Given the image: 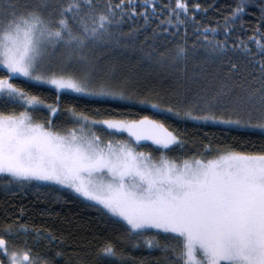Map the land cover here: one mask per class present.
I'll list each match as a JSON object with an SVG mask.
<instances>
[{"label":"snow or ice","instance_id":"1","mask_svg":"<svg viewBox=\"0 0 264 264\" xmlns=\"http://www.w3.org/2000/svg\"><path fill=\"white\" fill-rule=\"evenodd\" d=\"M252 6L240 0L213 27L198 21L208 12L199 0H0V178L8 189L55 186L100 214L112 235L76 264H148L126 249L159 253L156 264H264V144L236 150L209 141L186 154L187 138L166 123L264 135V0L255 5L260 22L249 43L232 40ZM137 17L145 28L156 23L154 37L175 43L147 53L157 64L186 72L198 49L210 62L241 51L255 83L236 81L231 61L215 86L203 84L191 98L180 90L144 94L117 81L95 50L131 43L135 34L122 25ZM30 85L54 89V100ZM64 93L145 105L153 114L102 117L97 109L93 117L62 104ZM149 143L155 147L144 150ZM29 235L47 252L17 243ZM64 245L52 231L0 225V264H71Z\"/></svg>","mask_w":264,"mask_h":264},{"label":"trees","instance_id":"2","mask_svg":"<svg viewBox=\"0 0 264 264\" xmlns=\"http://www.w3.org/2000/svg\"><path fill=\"white\" fill-rule=\"evenodd\" d=\"M143 3V0H138ZM240 0H199L202 6L208 7L207 14H199L198 21L205 26H215L216 22L223 23L221 17L229 14ZM247 14L243 16L241 23L243 29L237 26L232 40H243L249 43V37L254 34L259 24V9L255 6L257 0H250ZM142 10V9H141ZM125 33L133 31L135 39L131 43L121 45L101 46L95 50L102 70H110L117 81L130 80L133 87L140 93H160L172 96L177 90L184 91L186 96L193 97L195 92L203 84L215 86V78H223L229 61L239 66V72L234 73V79L244 84L255 83L253 79L254 67L249 63V58L241 51L229 52L223 61H207L206 54L198 49L195 54L189 55L186 72L182 68H172L157 64L147 55L150 51H160L164 46L174 48V41L154 37L156 23L145 28L142 18L137 17L133 21L123 25ZM264 30V29H262ZM192 28L189 26V44H191ZM223 39V34L218 37ZM127 39V38H125ZM257 39H260L257 36ZM231 44V41H230ZM250 47H255L249 44ZM259 58V57H257ZM31 91L39 92L48 102L55 98V90L46 86H29ZM240 92V89H236ZM61 103L76 107L90 116H96V110L102 117L109 113L118 114L127 118H137L144 115H152L153 110L145 105L124 104L116 102L97 101L88 97H77L75 94H62ZM67 123V117L58 123ZM166 123L175 130L180 131L188 140L186 154L191 149L209 141L215 146L232 147L236 150H251L253 146L259 147L264 144V135L258 130H244L225 128L212 124L199 125L194 122L179 121L167 118ZM172 155H180L179 152ZM59 198V199H58ZM87 202L81 198L66 194L65 190H59L54 186H42L19 188L13 186L8 189L0 181V225L18 221L38 230L52 231L61 236L65 241L66 260L76 264L78 256H85L91 249L112 235V230L106 226L105 220L92 208L86 206ZM27 240L34 251L44 254L47 252L45 243H35V237L22 236L17 243L23 246ZM127 254L133 255L137 261L147 259L148 264H156L160 254L150 256L144 250H127Z\"/></svg>","mask_w":264,"mask_h":264},{"label":"rangeland","instance_id":"3","mask_svg":"<svg viewBox=\"0 0 264 264\" xmlns=\"http://www.w3.org/2000/svg\"><path fill=\"white\" fill-rule=\"evenodd\" d=\"M47 87V86H46ZM52 89V88H51ZM64 94H69V93H64ZM70 94H72V93H70ZM213 125V124H212ZM215 126H220V127H225V128H228V127H226V126H224V125H215ZM236 129H238V128H236ZM244 130H252V129H244ZM155 146H153V145H151L150 143H149V146L146 148V149H144V150H146V151H151L153 148H154ZM155 154V153H154ZM0 181H2L3 182V179L2 178H0ZM55 187V186H54Z\"/></svg>","mask_w":264,"mask_h":264}]
</instances>
